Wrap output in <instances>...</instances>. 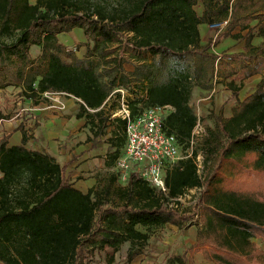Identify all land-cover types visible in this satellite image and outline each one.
<instances>
[{
    "label": "trees",
    "instance_id": "trees-1",
    "mask_svg": "<svg viewBox=\"0 0 264 264\" xmlns=\"http://www.w3.org/2000/svg\"><path fill=\"white\" fill-rule=\"evenodd\" d=\"M223 22L228 27L219 40L244 42V51L218 65L238 106L229 119L219 120L217 141L206 142V164L212 162L206 180L195 151L168 170V195L136 173L117 189L119 204L110 200L114 176L105 190L83 193L67 175L69 164L27 147L40 124L28 129L22 120L15 130L22 135L20 145L10 146L12 135L0 138V264H90L97 251L117 252L128 242L132 264L151 236L170 226L190 228L194 211L203 222L195 245L214 247V262L264 264V252L253 241H264V78L240 99L245 82L264 75V0H0V90L19 88L34 106L48 94L79 100L77 118L87 120L94 138L106 135L109 122H118L114 167L126 142V121H112L105 110L116 89L135 83L141 92L133 89L135 97L127 100L132 115L146 107H172L165 129L187 150L199 121L191 106L203 75L198 58H215L212 44L202 45L200 27ZM75 30L88 41L85 58L60 40ZM34 46L42 49L38 59ZM129 57L137 65L126 74ZM11 119L0 111V124ZM201 186L198 204L183 212L171 207Z\"/></svg>",
    "mask_w": 264,
    "mask_h": 264
},
{
    "label": "rangeland",
    "instance_id": "rangeland-1",
    "mask_svg": "<svg viewBox=\"0 0 264 264\" xmlns=\"http://www.w3.org/2000/svg\"><path fill=\"white\" fill-rule=\"evenodd\" d=\"M97 1V0H95ZM255 23H253L254 25ZM228 27V25H227ZM227 27L222 31H215L208 25L207 27V40L206 43H211L212 48L210 54L214 56V59H199L200 69L202 70V79L200 84L196 85L193 91V97L191 106L193 107L196 115L198 116V123L204 132L205 137L200 136L198 143L195 146L197 152V165H199V174L204 181L208 175V171L212 162L206 164L208 158L206 142L210 139L214 142L219 137V120L229 119L233 110L238 106L237 102L231 98V92L227 87L229 80L223 75L221 76L218 70V65L225 61V57L231 54H239L244 51V42L237 41L233 38H223L220 36L225 33ZM239 32V29L235 30L234 34ZM246 32L243 33L245 35ZM222 37V36H221ZM61 42L70 50L75 51L78 57L85 58L87 54L88 41L82 30H75L67 35L60 37ZM219 41V43H216ZM262 41L258 38L254 39L253 44L259 46ZM225 50V51H224ZM128 56V55H127ZM130 58V57H129ZM146 61H150L151 57H146ZM215 63V71L212 72V63ZM137 65L136 59L130 58L128 63L124 66L126 74H131ZM214 73V74H213ZM264 78V75H257L245 82V86L241 92L240 99L244 100L250 96L256 89L257 84ZM135 83L128 86L125 90V100L129 101L135 96L131 94L133 89H136L138 93L141 92V86L135 88ZM117 90V89H116ZM115 90V91H116ZM117 94H115L110 100L109 105L106 108V117H110L111 120L120 118L122 99L119 100ZM73 98H68L65 95L48 94L45 96L44 106L47 104L60 105V103H66ZM75 101V100H74ZM41 103V104H42ZM78 104V103H77ZM36 107L31 101L26 100L20 94V89L13 86L7 87L5 90H0V111L5 116L12 115L13 119L3 121L7 125L8 131L1 130L0 134L13 133L20 125L22 120L27 121V128L34 129L35 120L31 116L30 109ZM31 127V128H30ZM37 128H35L36 130ZM33 131V134L35 132ZM3 132V133H2ZM35 136V135H34ZM36 139V138H35ZM113 139H110L112 143ZM115 140V143H117ZM250 160V158H249ZM122 173L118 170L113 172H99L96 175L97 184L96 188L101 192L111 183V177H116L118 181L112 186L110 200H114L117 204L121 201L116 194L117 189L124 188L126 182L121 178ZM264 187V177L260 178ZM199 194L194 192L188 193L182 198L179 211L190 209L195 203L199 202ZM193 224V225H192ZM190 228L186 230H179L176 227H168L162 232L151 236L148 244L143 250V255L138 257L132 264H172V261H176L177 258L182 259L181 262L176 264H217L213 260L214 247H210L209 244L203 246H196L198 231L203 229L201 212H195L192 219L189 222ZM256 248L264 252V241L253 240ZM133 245L128 242L121 246L120 250L115 252L112 248H105L101 251H97L90 264H128L127 255L131 252ZM113 258V262L110 263V259ZM179 261V260H178Z\"/></svg>",
    "mask_w": 264,
    "mask_h": 264
},
{
    "label": "crops",
    "instance_id": "crops-1",
    "mask_svg": "<svg viewBox=\"0 0 264 264\" xmlns=\"http://www.w3.org/2000/svg\"><path fill=\"white\" fill-rule=\"evenodd\" d=\"M30 1L32 4L37 2V0ZM207 27L208 25L200 27L202 45L208 44L206 43L208 41ZM41 54L40 47L32 48L34 59H38ZM73 99L75 101L69 100L66 103H60V105L47 104L44 106L42 103L30 109L35 123L38 122L40 126L34 132L36 140L29 141L27 147L34 151L47 153L61 166L69 164L67 175L71 183L81 192L88 193L91 189L96 188V175L99 172H113V169H116L115 165L112 167L113 164L110 160L116 148L112 147L109 140L117 137L119 125L118 122H109L110 126L106 135L94 138L87 120L77 118L80 112V106L77 104L79 100ZM2 125L0 124V131H6L7 125ZM3 135H12L10 146L21 144V133H3L0 134V138ZM124 147L125 143L121 148V155ZM3 177L4 175L0 171V180ZM171 228L174 227L171 226Z\"/></svg>",
    "mask_w": 264,
    "mask_h": 264
},
{
    "label": "built area",
    "instance_id": "built-area-1",
    "mask_svg": "<svg viewBox=\"0 0 264 264\" xmlns=\"http://www.w3.org/2000/svg\"><path fill=\"white\" fill-rule=\"evenodd\" d=\"M227 25L228 22H223L209 26L215 31H222ZM116 93L122 95L121 115L119 117L126 121L125 147L116 162V170L122 173L121 178L126 183L131 174L136 173L150 187L168 195L166 174L179 161L193 157L198 138L204 135L200 123L197 124L193 132L188 149L184 150L178 138L165 129V119L173 111L172 107H146L133 116L130 104L124 97L125 90L118 89L114 94ZM201 179L204 182V178L201 177ZM190 192L199 194L201 197L204 187L201 186L188 193ZM182 198L173 201L171 207L179 209L180 206L176 205V202L178 201L181 205Z\"/></svg>",
    "mask_w": 264,
    "mask_h": 264
}]
</instances>
